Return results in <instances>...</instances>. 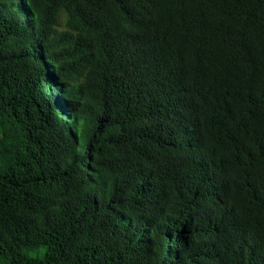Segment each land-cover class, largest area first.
<instances>
[{"label": "trees", "instance_id": "obj_1", "mask_svg": "<svg viewBox=\"0 0 264 264\" xmlns=\"http://www.w3.org/2000/svg\"><path fill=\"white\" fill-rule=\"evenodd\" d=\"M0 264H264V0H0Z\"/></svg>", "mask_w": 264, "mask_h": 264}]
</instances>
